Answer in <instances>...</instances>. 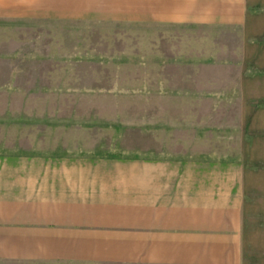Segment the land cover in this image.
Masks as SVG:
<instances>
[{"label":"rangeland","instance_id":"obj_1","mask_svg":"<svg viewBox=\"0 0 264 264\" xmlns=\"http://www.w3.org/2000/svg\"><path fill=\"white\" fill-rule=\"evenodd\" d=\"M103 4H0V174H234L240 264H264V0L156 28Z\"/></svg>","mask_w":264,"mask_h":264},{"label":"crops","instance_id":"obj_2","mask_svg":"<svg viewBox=\"0 0 264 264\" xmlns=\"http://www.w3.org/2000/svg\"><path fill=\"white\" fill-rule=\"evenodd\" d=\"M59 1L81 0L0 4ZM212 1L99 0L102 19L153 28L199 26L220 9ZM65 7L44 18L75 19ZM238 189L234 174H0V264H240Z\"/></svg>","mask_w":264,"mask_h":264}]
</instances>
